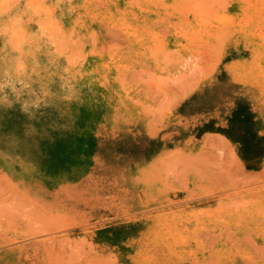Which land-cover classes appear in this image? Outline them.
Wrapping results in <instances>:
<instances>
[{"label":"rangeland","instance_id":"obj_1","mask_svg":"<svg viewBox=\"0 0 264 264\" xmlns=\"http://www.w3.org/2000/svg\"><path fill=\"white\" fill-rule=\"evenodd\" d=\"M9 78L0 264H264V0H0Z\"/></svg>","mask_w":264,"mask_h":264},{"label":"clouds","instance_id":"obj_2","mask_svg":"<svg viewBox=\"0 0 264 264\" xmlns=\"http://www.w3.org/2000/svg\"><path fill=\"white\" fill-rule=\"evenodd\" d=\"M5 75H8V73L6 72ZM20 82V81H17ZM27 87V85L25 86ZM5 88H8L11 90V92L13 93V95H16V88L14 87V84L11 80V78L5 80V81H0V92H3ZM19 101H13V103H16ZM20 103V111L27 113L29 111V104L28 103H24V102H19ZM11 106V104L9 105ZM40 104L39 103H32L31 107L34 109H38L40 108Z\"/></svg>","mask_w":264,"mask_h":264},{"label":"bare ground","instance_id":"obj_3","mask_svg":"<svg viewBox=\"0 0 264 264\" xmlns=\"http://www.w3.org/2000/svg\"><path fill=\"white\" fill-rule=\"evenodd\" d=\"M46 214H47V213H46ZM30 218H31V216H30ZM16 220H17V219H16ZM22 220H24V219H22ZM27 220H29V218H28ZM17 221H18V220H17ZM29 221H31V220H29ZM29 221H28V222H29ZM7 223H8V222H7Z\"/></svg>","mask_w":264,"mask_h":264}]
</instances>
